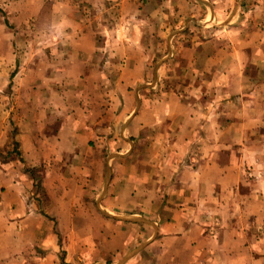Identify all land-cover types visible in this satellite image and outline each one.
Returning <instances> with one entry per match:
<instances>
[{
    "label": "crops",
    "instance_id": "crops-1",
    "mask_svg": "<svg viewBox=\"0 0 264 264\" xmlns=\"http://www.w3.org/2000/svg\"><path fill=\"white\" fill-rule=\"evenodd\" d=\"M203 2L0 0V264H264V0Z\"/></svg>",
    "mask_w": 264,
    "mask_h": 264
},
{
    "label": "rangeland",
    "instance_id": "rangeland-1",
    "mask_svg": "<svg viewBox=\"0 0 264 264\" xmlns=\"http://www.w3.org/2000/svg\"><path fill=\"white\" fill-rule=\"evenodd\" d=\"M198 1H199V2H203V1H204L206 4H209V3L213 2L214 5L218 4L219 9H220V8H222L220 4L223 3V5H224L225 1H228V0H203V1H202V0H198ZM234 1H235V0H234ZM236 1H238V0H236ZM204 2H203V3H204ZM243 4H244L243 7H245L244 10H246V5H248V4H249V5H248L249 7L247 6V7H248L247 10H249V11H250V10H252V11L255 10V7L253 6V3H249V1H245ZM222 9H223V8H222ZM188 31L190 32V31H193V30L187 28L184 32L187 33ZM193 33H194V32H193Z\"/></svg>",
    "mask_w": 264,
    "mask_h": 264
}]
</instances>
